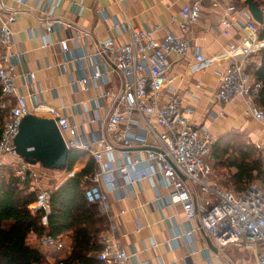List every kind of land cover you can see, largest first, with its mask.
<instances>
[{
  "label": "built area",
  "instance_id": "1",
  "mask_svg": "<svg viewBox=\"0 0 264 264\" xmlns=\"http://www.w3.org/2000/svg\"><path fill=\"white\" fill-rule=\"evenodd\" d=\"M203 1L190 0L182 5L178 17L181 33L167 31L158 36L159 24L145 27L128 24V42L117 43L114 37L98 42L92 73L71 79V83L82 89L100 80L109 84L103 96L109 98L110 110L101 118L104 127L96 138L86 140L79 125L70 120L63 108L42 102L34 106L46 110L49 117L55 119L68 147L85 151L96 163V169L86 173L88 160L78 159L70 168L54 169L63 170L60 174L56 171L45 175L47 181L43 183L44 174L32 168L14 143L22 119L33 110L17 84L15 52L12 50L16 10L9 9L4 0H0V107L5 110L0 134V168L11 169L21 182L36 190L30 209L33 213H41L44 226L41 243L58 248L63 246L60 236L51 234L49 228L51 199L65 180L80 176L85 183L86 199L96 203L109 222L108 228L99 235L102 249L98 252V260L102 264H127L139 250L129 251L116 236L118 218L124 210L113 211L110 192L120 189L121 183L134 186L145 177L157 175L170 188L168 202L180 204L189 220L200 216L199 228L213 237L218 246L226 247L232 243L250 246L256 241H264V187L253 180L239 192L221 184L209 162L217 135L191 121L192 107L183 105L176 91H164L170 54L187 55L190 52L189 34L201 18ZM211 1L224 8L222 33L230 36L234 30L238 37L227 44L216 42V53L211 57L196 51V61L190 70L200 71L216 60H226V65L219 70L221 80L216 98L228 103L242 96L246 110L264 120V107L258 100L262 81L248 67L254 61L253 56L264 49V37L260 34L262 25L247 4H239L237 0ZM42 12L48 32L64 23L61 18L51 17L52 10L42 8ZM120 25L121 22L115 24ZM59 43L65 51L69 50L67 38H61ZM85 55H78L76 59ZM101 58H105L111 68L102 70ZM254 63L257 68L261 65V61ZM28 75L35 78V72L29 71ZM117 76L119 84L114 82ZM151 136L153 143L149 142ZM143 149L145 155L141 154ZM6 155L10 160L4 159ZM189 182L217 198L210 209L204 207L199 212ZM157 198H162L159 191ZM194 230L175 232L173 237L181 238L186 234L191 238ZM189 241L195 250L193 242ZM260 260L264 263V251Z\"/></svg>",
  "mask_w": 264,
  "mask_h": 264
},
{
  "label": "crops",
  "instance_id": "2",
  "mask_svg": "<svg viewBox=\"0 0 264 264\" xmlns=\"http://www.w3.org/2000/svg\"><path fill=\"white\" fill-rule=\"evenodd\" d=\"M189 1L4 0L9 9L16 10L13 59L18 73L17 84L27 96L32 112L49 117L46 110L35 109L38 102L61 107L70 120L79 125L86 140L96 138L104 127L101 118L110 110L109 98L103 96L109 84L100 80L82 89L71 83V79L77 80L82 75L89 76L92 73V62L96 58L99 41L114 37L117 43L128 42V24L142 27L159 24L161 30L158 36L167 31L181 33L178 17L182 5ZM237 1L248 6L249 0ZM257 1L264 14V0ZM42 8L52 10L51 17L61 18L64 23L53 32H48L43 23ZM223 16L222 5H214L211 0L203 1L201 18L189 34L192 45L190 52L187 55L170 54L164 91H176L182 104L192 107L191 121L214 132L217 140L230 135L231 143L251 144L264 157V120L257 119L246 110V101L242 96L228 103L219 101L215 96L221 80L219 70L227 61L216 60L203 70H190L196 61V51L200 50L211 57L216 53V42L227 44L238 37L234 30L230 36L222 33ZM1 21L0 16V24ZM116 22H121V25L115 26ZM61 38L68 39V51L60 45ZM83 53L86 55L76 59ZM260 57L261 54L253 56L254 61L248 66L253 73L257 70L254 62L261 61ZM101 59L102 70L111 68L105 58ZM29 71L35 72V78L29 77ZM114 82L119 84L118 76ZM149 142H154L153 136ZM141 154L145 155L144 149ZM221 157L214 152L209 157L214 175L221 184L233 187L229 179L236 167L227 162L222 163ZM4 159L10 160V156L6 155ZM78 159L89 162L91 157L85 152ZM31 166L44 177L56 171L57 174L63 172L46 168L40 162L31 163ZM46 179H43V183ZM189 183L199 212L204 207L210 209L217 198L201 191L196 184ZM158 191L162 194L161 199L157 198ZM169 191L170 188L157 175L145 177L134 186L121 183L120 189L110 192L113 211L117 213L124 210L118 218L116 236L129 251L139 250L127 264H264L260 260L264 241H256L250 246L234 243L226 247L218 246L213 237L199 228L200 216L189 220L180 204L168 202ZM190 228L195 229L192 239L186 234L181 238L173 237L175 232H186ZM59 236L63 241L61 248L41 243V237L36 238L34 233L29 238L40 246L49 264H56L70 254L72 231H65ZM207 236L211 238L214 248L210 247ZM189 240L193 242L195 250Z\"/></svg>",
  "mask_w": 264,
  "mask_h": 264
},
{
  "label": "trees",
  "instance_id": "3",
  "mask_svg": "<svg viewBox=\"0 0 264 264\" xmlns=\"http://www.w3.org/2000/svg\"><path fill=\"white\" fill-rule=\"evenodd\" d=\"M260 34L264 37V24ZM260 54L261 65L255 75L262 81L258 100L264 107V49ZM1 94L0 87V100ZM4 115L5 110L0 107V134ZM229 137L230 135L216 140L212 153L222 156V163L227 162L236 167L229 179L232 188L240 192L254 179L260 180L264 187L262 153L251 144H233ZM84 153L82 150L72 149L68 154L66 167L70 168ZM95 169L96 163L91 158L85 172ZM84 185L80 176L70 177L52 196L48 217L51 234L57 236L65 231H72L70 254L56 264H102L97 257L102 249L99 235L103 229L108 228L109 222L98 205L86 199ZM35 198V189L21 182L11 169L0 168V264H49L40 246L29 238L31 233L36 238L41 237L44 231L41 213H33L30 209V203Z\"/></svg>",
  "mask_w": 264,
  "mask_h": 264
},
{
  "label": "water",
  "instance_id": "4",
  "mask_svg": "<svg viewBox=\"0 0 264 264\" xmlns=\"http://www.w3.org/2000/svg\"><path fill=\"white\" fill-rule=\"evenodd\" d=\"M248 8L254 18L263 24L264 14L259 1L249 0ZM14 143L18 153L28 162H40L49 169L65 168L68 154L72 150L68 147L55 119L35 113L24 116ZM207 241L210 247L214 248L209 236Z\"/></svg>",
  "mask_w": 264,
  "mask_h": 264
},
{
  "label": "rangeland",
  "instance_id": "5",
  "mask_svg": "<svg viewBox=\"0 0 264 264\" xmlns=\"http://www.w3.org/2000/svg\"><path fill=\"white\" fill-rule=\"evenodd\" d=\"M263 156V155H262ZM257 182H259L261 185H262V183H261V181L260 180H257V179H255ZM263 186V185H262Z\"/></svg>",
  "mask_w": 264,
  "mask_h": 264
}]
</instances>
